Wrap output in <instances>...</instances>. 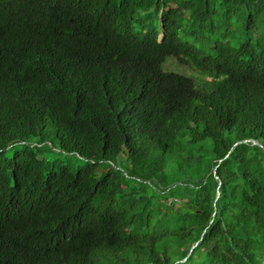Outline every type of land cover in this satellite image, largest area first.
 <instances>
[{
  "label": "trees",
  "instance_id": "trees-1",
  "mask_svg": "<svg viewBox=\"0 0 264 264\" xmlns=\"http://www.w3.org/2000/svg\"><path fill=\"white\" fill-rule=\"evenodd\" d=\"M263 261L264 0H0V264Z\"/></svg>",
  "mask_w": 264,
  "mask_h": 264
},
{
  "label": "rangeland",
  "instance_id": "rangeland-1",
  "mask_svg": "<svg viewBox=\"0 0 264 264\" xmlns=\"http://www.w3.org/2000/svg\"><path fill=\"white\" fill-rule=\"evenodd\" d=\"M254 58H255V59H259L258 56H255ZM51 153H56V150H53ZM6 155L11 157V156H12V150H9V151L6 153Z\"/></svg>",
  "mask_w": 264,
  "mask_h": 264
},
{
  "label": "water",
  "instance_id": "water-1",
  "mask_svg": "<svg viewBox=\"0 0 264 264\" xmlns=\"http://www.w3.org/2000/svg\"><path fill=\"white\" fill-rule=\"evenodd\" d=\"M243 142H247V140H244ZM253 144H256L258 146H261V144L257 140H251Z\"/></svg>",
  "mask_w": 264,
  "mask_h": 264
},
{
  "label": "built area",
  "instance_id": "built-area-1",
  "mask_svg": "<svg viewBox=\"0 0 264 264\" xmlns=\"http://www.w3.org/2000/svg\"><path fill=\"white\" fill-rule=\"evenodd\" d=\"M261 264H264V261Z\"/></svg>",
  "mask_w": 264,
  "mask_h": 264
}]
</instances>
